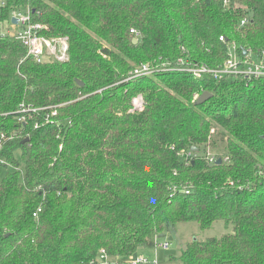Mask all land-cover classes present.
Returning a JSON list of instances; mask_svg holds the SVG:
<instances>
[{"label": "trees", "instance_id": "1", "mask_svg": "<svg viewBox=\"0 0 264 264\" xmlns=\"http://www.w3.org/2000/svg\"><path fill=\"white\" fill-rule=\"evenodd\" d=\"M0 3V20L29 12L68 38L66 61L36 63L0 28V264H120L178 223L216 221L232 233L191 241L182 264H264V77L183 69L264 51V0Z\"/></svg>", "mask_w": 264, "mask_h": 264}, {"label": "built area", "instance_id": "2", "mask_svg": "<svg viewBox=\"0 0 264 264\" xmlns=\"http://www.w3.org/2000/svg\"><path fill=\"white\" fill-rule=\"evenodd\" d=\"M3 3H0V7ZM12 18L17 20L16 24H10L14 32L11 34L20 44L26 49L27 57L33 59L36 63H42L45 61H57L63 62L68 58V38H47L41 32L46 29L42 24L32 22L29 12L23 13L20 11H13ZM246 23L245 20L241 21V25ZM136 34L134 31H131ZM10 34V33H9ZM220 40H223L221 37ZM252 56L256 57V61L252 60ZM187 61L182 58L177 61L163 62L156 67H152L149 64L136 65L129 74V79L143 76H151L158 70H170L186 65ZM183 69L191 74L195 79H202L205 77H212L213 79H221L224 77L240 76L244 79H258L264 77V51L259 55L249 53L245 56H238L234 48L229 50L228 56L225 61L215 67H209L206 64H195L192 66H186ZM196 98V96H195ZM132 111H141L144 106L143 97L137 95L131 101ZM19 121H23L20 118ZM213 133V130L211 131ZM190 154V153H189ZM219 157L215 154L208 153L207 160L210 164H215ZM35 216V214H34ZM169 244L167 241H155L154 248L166 250ZM98 261L100 264H115L109 261L107 255L100 251L98 253ZM130 261H123L120 264H156V261L149 260L145 256H140L137 259H132V256L128 257Z\"/></svg>", "mask_w": 264, "mask_h": 264}, {"label": "rangeland", "instance_id": "3", "mask_svg": "<svg viewBox=\"0 0 264 264\" xmlns=\"http://www.w3.org/2000/svg\"><path fill=\"white\" fill-rule=\"evenodd\" d=\"M10 24L8 19L0 20V28L2 31L12 34L14 30L10 27ZM252 60L256 61V57L252 56ZM197 97L198 96H196V98ZM218 157L221 158L222 156L220 155ZM232 229V224L226 225L222 221L214 222L211 227L206 230H202L196 222L178 223L175 225V228L168 233L166 239L163 240L164 242L167 241L169 244L166 250L159 248H140L132 255V259L145 256L149 260L156 261V264H182L180 256L188 243L193 240L204 242L209 238H220L224 234L232 233ZM167 238H171V240L168 241ZM109 261L114 263L115 259L109 258ZM126 261H130V258H127Z\"/></svg>", "mask_w": 264, "mask_h": 264}, {"label": "water", "instance_id": "4", "mask_svg": "<svg viewBox=\"0 0 264 264\" xmlns=\"http://www.w3.org/2000/svg\"><path fill=\"white\" fill-rule=\"evenodd\" d=\"M11 22H12V24H16V22H17V20L15 19V18H11ZM136 39H134L133 40V44H135L136 43ZM247 51H244V56L245 55H247ZM80 86L82 85L80 82H77ZM212 97V95L210 94V93H208V92H203V93H201L197 98H196V101H195V104L196 105H200V104H203L204 102H206L208 99H210ZM192 151H194V152H196L197 151V149L196 148H192L191 149ZM221 162H222V160L219 158V159H217L216 160V162H215V164L216 165H219V164H221ZM166 235L165 234H162V235H160V236H158V238L159 239H166ZM167 240L168 241H170L171 240V238H167Z\"/></svg>", "mask_w": 264, "mask_h": 264}]
</instances>
